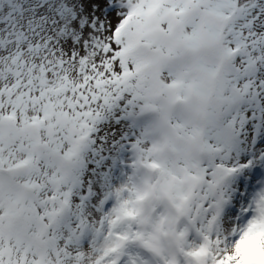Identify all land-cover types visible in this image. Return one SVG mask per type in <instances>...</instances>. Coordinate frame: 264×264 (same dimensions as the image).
Listing matches in <instances>:
<instances>
[{
    "label": "snow or ice",
    "instance_id": "obj_1",
    "mask_svg": "<svg viewBox=\"0 0 264 264\" xmlns=\"http://www.w3.org/2000/svg\"><path fill=\"white\" fill-rule=\"evenodd\" d=\"M138 164L175 264H264V0H0V264H169Z\"/></svg>",
    "mask_w": 264,
    "mask_h": 264
},
{
    "label": "clouds",
    "instance_id": "obj_2",
    "mask_svg": "<svg viewBox=\"0 0 264 264\" xmlns=\"http://www.w3.org/2000/svg\"><path fill=\"white\" fill-rule=\"evenodd\" d=\"M179 105L168 104L169 110H179ZM142 122L147 124L149 137L154 142L155 147L152 156L159 163L164 162L174 163L177 159V154L172 151L170 144L175 141L171 130L167 127L164 120L159 114H149L142 118ZM160 179L161 188L155 190L149 187L146 183L148 180ZM163 174L151 167L137 166L135 191H137L144 198L135 202V207L141 217L142 227L148 225L150 238L147 241L149 249L156 256H159L162 251L169 256V264H175L176 255L179 251V237L169 232L167 236L162 234L160 224L152 226L149 223V218L152 215V209L159 207L161 212L167 215V196L163 190Z\"/></svg>",
    "mask_w": 264,
    "mask_h": 264
},
{
    "label": "rangeland",
    "instance_id": "obj_3",
    "mask_svg": "<svg viewBox=\"0 0 264 264\" xmlns=\"http://www.w3.org/2000/svg\"><path fill=\"white\" fill-rule=\"evenodd\" d=\"M128 171L130 172L131 170H130V169H128Z\"/></svg>",
    "mask_w": 264,
    "mask_h": 264
}]
</instances>
